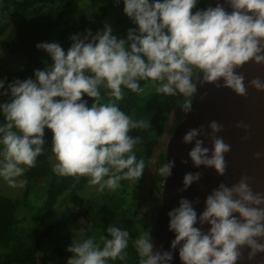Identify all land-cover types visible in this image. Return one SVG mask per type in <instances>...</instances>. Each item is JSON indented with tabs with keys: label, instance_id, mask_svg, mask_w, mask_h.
<instances>
[{
	"label": "clouds",
	"instance_id": "clouds-1",
	"mask_svg": "<svg viewBox=\"0 0 264 264\" xmlns=\"http://www.w3.org/2000/svg\"><path fill=\"white\" fill-rule=\"evenodd\" d=\"M197 3L123 0L124 13L138 26L127 30L126 39H118L106 26L94 36L91 30L83 38L72 35L67 51L57 42L38 43L36 47L51 57L52 65L35 70V80H14L0 93L10 92V100L0 103L5 120L0 125V177L11 187H23L26 181L17 178L36 166L45 151L48 129L56 158L54 173L77 180L87 177L99 192L115 191L121 181L134 187L146 164L133 151L141 137L130 133L149 129L151 124L121 110L117 101L124 99V89L138 96L153 88L157 94L183 97L178 103L184 113L192 111L198 87L205 85L230 89L240 97H247L249 88L264 92V79L255 77L246 86L244 73L237 71L249 63L264 66V0H225L231 12L217 3L193 13ZM140 81L145 82L143 87ZM4 86L0 81V89ZM84 96L92 99L91 106ZM206 97L205 92L201 101ZM235 127L246 133L242 140L249 139L250 125L241 121ZM223 130V124L212 120L207 128L202 124L185 133L182 143L194 142L188 156L196 168H212L225 176V156L232 146L217 135ZM206 140L211 148L204 146ZM262 156L253 153V159ZM174 167L173 159L159 167L158 175L166 179ZM202 175L186 173L179 191L198 183ZM168 216L169 231L175 233L171 249L180 246L182 264H237L244 248L249 249V261L264 253V193L253 190L247 175L231 186L220 183L206 197L199 216L186 198ZM205 224L210 226L207 232L201 230ZM106 231L110 239L72 242L67 264L126 260L129 231L111 225ZM134 247L139 264H170L173 259L172 251H154L150 231L136 238Z\"/></svg>",
	"mask_w": 264,
	"mask_h": 264
},
{
	"label": "trees",
	"instance_id": "trees-1",
	"mask_svg": "<svg viewBox=\"0 0 264 264\" xmlns=\"http://www.w3.org/2000/svg\"><path fill=\"white\" fill-rule=\"evenodd\" d=\"M152 2V0H150ZM123 0H0V35L8 32L9 52L25 60L23 66L6 73L5 86L14 80H35V70L51 66V57L36 45L43 42H57L67 51L73 41L72 35L91 30L93 36L111 27L118 39L127 38V30L137 28L121 11ZM209 0H198L197 10L208 8ZM95 10L94 16L76 11ZM91 40V37H89ZM143 87L145 82L140 81ZM125 97L117 101L119 107L134 119L150 120L151 128L135 129L130 135L140 136L141 143L134 146L137 159L145 160L146 168L142 178L135 185L143 186L147 170L154 157L155 148L165 132V125L171 113L180 108L178 101L183 97H168L157 94L152 88L138 96L124 89ZM88 106L92 99L84 96ZM10 98L6 101L8 102ZM5 122L0 112V125ZM46 138L52 140V133L45 129ZM3 145L0 144V152ZM49 145L37 158L36 166L25 173L26 190L22 199L0 194V264H67L72 254L67 251L72 242L87 238L100 240L101 236L111 238L106 229L116 226L129 231V246L125 250L127 259L109 260L107 264H139L134 241L144 231H150L153 239L155 222L148 220L131 182L121 181L115 191L99 192L88 184L87 177L78 180L71 176H59L47 162ZM2 158V156H0ZM165 164V154L158 156V166ZM156 180L164 183L165 178L156 174ZM160 189L162 188L161 185ZM142 198V199H141ZM84 226L85 232H64L63 227Z\"/></svg>",
	"mask_w": 264,
	"mask_h": 264
},
{
	"label": "water",
	"instance_id": "water-1",
	"mask_svg": "<svg viewBox=\"0 0 264 264\" xmlns=\"http://www.w3.org/2000/svg\"><path fill=\"white\" fill-rule=\"evenodd\" d=\"M217 3L223 4L225 10L232 9L225 3V0H209L208 7H215ZM243 72L247 86L248 81L255 77L264 79V66L254 63L246 64L243 68L237 69ZM207 93V97L201 101L200 96ZM216 120L223 124L224 130L217 135L222 136L226 143H229L231 151L226 154L227 170L225 176H218L215 169L196 168L188 156L193 144L185 145L182 138L185 133L200 125H207L210 121ZM244 122L250 125L249 139L244 141L241 138L246 135L243 129L235 127L237 122ZM203 139V137H198ZM205 147L211 148V142L206 140ZM264 153V92H257L249 88L247 97L237 96L230 89H217L214 85L198 87L197 95L193 100V108L180 121L168 139L165 152V163L175 160V167L172 174L164 181V189L161 196V204L157 211V219L153 231L154 251H172L173 259L170 264H182L179 258V247L171 249V242L175 239V233L169 231L168 213L179 207L181 198L193 202V207L199 214L205 208L206 197L217 188L220 183L228 186L239 181L241 176L247 175L254 191L264 193V156L261 159H253V153ZM181 160H187L182 164ZM202 172V178L198 183H193L186 191H179L183 188V177L189 172ZM199 199V204L195 201ZM238 215V214H236ZM201 227L199 223L196 225ZM209 225L205 224L201 230L207 232ZM183 243V242H182ZM249 249H243V258L237 264H264V253L258 254L255 259L249 261L247 253Z\"/></svg>",
	"mask_w": 264,
	"mask_h": 264
},
{
	"label": "rangeland",
	"instance_id": "rangeland-1",
	"mask_svg": "<svg viewBox=\"0 0 264 264\" xmlns=\"http://www.w3.org/2000/svg\"><path fill=\"white\" fill-rule=\"evenodd\" d=\"M123 9H124V4L121 6V11H123ZM94 12L95 10L76 11L75 17H79L82 14L91 17L95 15ZM7 35L8 32L3 35H0V81H4V77L6 73L20 69L25 62L23 58L14 56L9 52L7 47ZM6 90L7 87L4 86L3 89H0V93H4ZM9 98H10V92L8 93V95H0V103H5ZM184 116L185 113L180 108H176L171 113L165 125L164 135L159 140V143L155 148L154 157L151 160V163L149 164L146 174V179L143 183V186H141L140 188L134 186V188L136 189L135 194L138 197L144 198L141 202L144 216L153 223L156 222L157 219V211L161 204V196L164 189V183L159 184L160 182H158L155 178L159 169L158 156L162 153L165 154L168 139L170 138L172 132L175 130V128L178 126V124L180 123V121L183 119ZM44 139L46 143H48L49 145V154L47 156V162L50 168L53 170V166L56 163V158L54 153L52 152L51 140L46 137H44ZM0 159L2 158L0 157ZM17 179L18 180L23 179L26 181L24 175ZM26 184L27 182L24 184L23 187H11L9 186L7 181L3 179V177H0V194L14 199H22L26 190ZM159 185L162 186L161 189ZM74 230L78 233L85 232L84 226L80 224H77L76 226L71 225L62 228V231L64 232L74 231Z\"/></svg>",
	"mask_w": 264,
	"mask_h": 264
}]
</instances>
